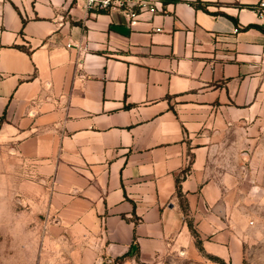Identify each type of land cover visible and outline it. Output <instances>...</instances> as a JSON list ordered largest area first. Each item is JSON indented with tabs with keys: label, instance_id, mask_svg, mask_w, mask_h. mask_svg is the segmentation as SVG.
I'll list each match as a JSON object with an SVG mask.
<instances>
[{
	"label": "crops",
	"instance_id": "0c3cea01",
	"mask_svg": "<svg viewBox=\"0 0 264 264\" xmlns=\"http://www.w3.org/2000/svg\"><path fill=\"white\" fill-rule=\"evenodd\" d=\"M144 1L156 11L133 7L132 26L85 0H0V174L21 207L1 227L21 246L41 212L79 264L198 242L244 264L247 226L210 170L264 99V0Z\"/></svg>",
	"mask_w": 264,
	"mask_h": 264
},
{
	"label": "rangeland",
	"instance_id": "374dc122",
	"mask_svg": "<svg viewBox=\"0 0 264 264\" xmlns=\"http://www.w3.org/2000/svg\"><path fill=\"white\" fill-rule=\"evenodd\" d=\"M217 145L210 174L222 188L220 206L238 223L247 226L244 264H264V99L255 120L229 128ZM10 180L3 179L0 174V219L2 215L16 214L21 210L16 182L8 183ZM24 210L30 212L29 208ZM36 216L37 222H33V226L38 225V229L35 227L36 237L25 239L21 246L15 245L14 225L8 228L7 223L3 227L0 223V235L3 236H0V264H79L63 247L61 238L48 236L45 214L38 212ZM114 264L140 263L124 260ZM149 264L226 263L198 248L157 257Z\"/></svg>",
	"mask_w": 264,
	"mask_h": 264
},
{
	"label": "built area",
	"instance_id": "2783aa9c",
	"mask_svg": "<svg viewBox=\"0 0 264 264\" xmlns=\"http://www.w3.org/2000/svg\"><path fill=\"white\" fill-rule=\"evenodd\" d=\"M87 10L98 9L100 11H106L111 9H124L129 12L131 18V25L134 26L137 22V15L132 11L133 7L139 9L149 10L151 12L156 11V6L151 7L144 0H85ZM262 6V5H261Z\"/></svg>",
	"mask_w": 264,
	"mask_h": 264
},
{
	"label": "trees",
	"instance_id": "16d2710c",
	"mask_svg": "<svg viewBox=\"0 0 264 264\" xmlns=\"http://www.w3.org/2000/svg\"><path fill=\"white\" fill-rule=\"evenodd\" d=\"M210 6H212V5H210V4H208V3H205V2H202V1H197V3L194 5V7L196 8V9H200V10H203L204 12H206V13H208V14H212V15H217V14H219V13H212V12H210L209 11V7ZM231 18V17H230ZM234 20V19H233ZM248 28H258L256 25H250ZM197 245H198V248H200L201 249V247L199 246V242L197 243ZM212 258H214V257H212ZM215 260H217V261H221L220 259H218V258H214ZM121 260L122 259H119L118 261H116V263H119V262H121ZM222 262V261H221Z\"/></svg>",
	"mask_w": 264,
	"mask_h": 264
}]
</instances>
